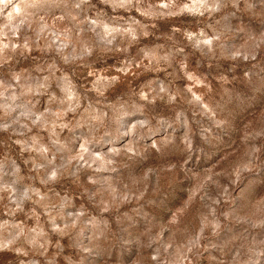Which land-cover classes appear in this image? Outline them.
Segmentation results:
<instances>
[{"label": "clouds", "instance_id": "obj_1", "mask_svg": "<svg viewBox=\"0 0 264 264\" xmlns=\"http://www.w3.org/2000/svg\"><path fill=\"white\" fill-rule=\"evenodd\" d=\"M0 264H264V0H0Z\"/></svg>", "mask_w": 264, "mask_h": 264}]
</instances>
